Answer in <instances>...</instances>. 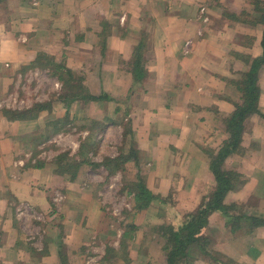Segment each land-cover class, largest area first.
Wrapping results in <instances>:
<instances>
[{"label":"crops","instance_id":"0c3cea01","mask_svg":"<svg viewBox=\"0 0 264 264\" xmlns=\"http://www.w3.org/2000/svg\"><path fill=\"white\" fill-rule=\"evenodd\" d=\"M242 12L255 14L253 0L0 1V264H166L160 237L147 227L134 235L107 224L87 187L92 178L77 177L82 168L105 169L102 155L126 157L135 148L125 183L137 182L141 171L154 195L178 202L171 213L180 220L193 213L214 185L208 152L229 141L227 121L244 102L238 82L263 54L264 26L228 17ZM40 56L81 76L97 101H61L63 82L36 66ZM30 75L34 99L10 100L20 81L27 90ZM258 88L259 112L244 122L241 150L225 163L247 182L225 204H242L248 217L264 218V66ZM37 103L47 106L38 119L6 115ZM66 117V130L52 132ZM79 123L84 129L76 134ZM77 135L83 141L69 149L84 161L78 176L57 174L61 150L46 156L43 137ZM95 135L105 137L97 148L81 147ZM103 144H111L107 155ZM93 228L99 230L92 236ZM128 236L129 258L90 257L97 253L93 243L120 253ZM204 236L211 251L238 264H264V227L232 233L228 218L216 212Z\"/></svg>","mask_w":264,"mask_h":264},{"label":"trees","instance_id":"16d2710c","mask_svg":"<svg viewBox=\"0 0 264 264\" xmlns=\"http://www.w3.org/2000/svg\"><path fill=\"white\" fill-rule=\"evenodd\" d=\"M253 5L254 15H250L247 12H242L239 15L228 13V17L237 23L252 27L264 26V0H253ZM261 44L263 49L262 56L252 61L250 71L238 82V89L243 95L244 102L236 106L234 115L227 121L230 139L218 153L208 152L210 168L214 175L212 191L203 198L193 213L183 216L180 224L163 223L151 229L153 234L164 241L162 250L166 256V264H195L200 258L208 261L209 264H238L220 252L211 251L210 240L204 236V230L208 227L209 218L216 212H220L224 217L228 218V227L232 233L241 231V233L249 235L257 228L264 227V218L260 216L248 217L243 213L245 208L242 204H225L227 195L230 192L240 190L247 182L242 174L235 170L227 169L225 163L230 156L239 153L241 150L244 122L259 112L260 90L258 88V76L260 69L264 66V34ZM36 66L43 69H51L53 75L63 82L65 92L61 95L60 100L66 102V104L70 105V103L78 99L88 102L97 101L98 98L96 99L87 93L82 84L83 79L77 78V75L67 70L63 63L55 62L53 58L48 56H40L37 58ZM66 77H68V80ZM45 109H47L46 105L35 104L31 109L23 111L6 110V115L11 120H34L38 119L40 113ZM61 130H63L61 123L54 125V133H58ZM137 154L135 148H132L129 156L125 157L121 154L116 159H107L104 162V167L111 174H115L124 164L130 161V156L136 157ZM54 162L57 167V174H70L76 178L84 161L82 163L75 162L68 153H62L55 158ZM126 191L128 196H132L134 208L138 212L149 209L160 200L163 204H167V201L170 202V199H166V201L153 195L147 188L146 177L141 173L138 175L137 182L126 184L122 193ZM131 228L135 229V227ZM124 245L122 247V255L121 252L117 253L111 247L107 248L108 255H112V257L125 256L126 246Z\"/></svg>","mask_w":264,"mask_h":264},{"label":"rangeland","instance_id":"374dc122","mask_svg":"<svg viewBox=\"0 0 264 264\" xmlns=\"http://www.w3.org/2000/svg\"><path fill=\"white\" fill-rule=\"evenodd\" d=\"M46 70H47V72H49V75L51 77L58 79L57 76L52 75L53 71L51 69H46ZM33 76L34 75H30V77L28 78V81H26V84L24 87H27V90H25L24 88L22 89L23 86H21V85H22L23 81H22V83H21V81L19 83H17L15 90H14V96L9 97V99L12 100L14 98L17 101V100H21L22 98H25V99H27V101H26L27 104H30L29 101H32V99H34L33 96H35L34 90H35L36 84L34 81L35 76L34 77ZM37 78H39V76H37ZM77 78L82 79L81 76H79ZM66 79L68 80V77H66ZM82 84H83V82H82ZM64 92H65V87L63 86L61 93L64 94ZM59 98H60V96H59ZM37 104H43V103H37ZM34 105L35 104H33L30 108H27V109H31ZM42 112L40 113V115L42 114ZM40 115H39V117H40ZM59 123H61L63 125V132H64L66 130L65 125L67 124V117L65 118V120L55 122L54 125L59 124ZM54 125H51V126L54 127ZM82 125H83V123L76 124V127H75V133L76 134L80 133L81 130L84 129V127H82ZM99 129H100V126H97V122H95V125L92 126L91 131L97 135L99 132ZM52 132H54V131H52ZM96 135L93 136L90 139V141H87V139H88L87 138L86 144L84 143L85 141L82 142L81 147L82 148H97L98 143L101 142L102 140H104L105 137L100 136L98 138ZM43 139L44 140L41 141L42 144H40L39 147L41 146L40 147L41 150H42V148H43V150H45L46 156L47 155L48 156L54 155L55 150H61V152H59L58 155H60L62 153L63 154L68 153L70 155L71 151L69 148H75L76 145H78V142L83 141V137L80 135L72 137L70 141H68V139L65 136H58V137L57 136H51V137H47V138L43 137ZM109 145H111V144H106V145L103 144V148H107L106 155L110 153L108 151ZM95 150H97V149H95ZM120 155L121 154H119L113 158H112V156L108 157V156L102 155L103 158L99 159L100 164H102L104 166V162L107 159H111V160L116 159ZM74 157H75V162L78 161L76 154L73 157L70 156V158H74ZM80 159L82 161L81 157H80ZM94 164H98V163H94ZM126 164H124L123 167L120 168V170L118 171V172L122 171L121 172L122 173L121 178H120V176L119 177L115 176L118 174V172L115 174H111L109 172V170L106 169V167H105V169H100L99 166H95L94 168H82L80 176L77 177L78 181L82 180L81 177H83V175L88 172V176L90 178H92L91 180L93 181V183L88 184L87 187H89V185H90V188H89L90 192L92 193V195H94V196L96 195L94 197L95 201L99 206V209H100L99 211H101L103 213V215L106 217L107 224H111L112 226L117 227V229L120 227L122 231H124L125 229L128 230V232L132 231L134 235L137 234V232L140 230V229H138V227L139 228L147 227V228H150V230H151V228H153L154 226H160L163 223L180 224L182 222V219L180 220L178 215L174 214L175 212L171 213L169 210V209L176 210V213H177L179 210V207L177 205L178 202H174V201L169 202L165 199L167 201V204H163L162 201L160 200L159 202H156L154 205H152V207H150L149 209H147L143 212H138L134 208V201H133L132 196H128L127 191L125 193H122L126 184H128V182L125 183V181H126L125 177L127 176V174H124L126 171V167H125ZM140 173H141V171H140ZM133 183H135V182H133ZM79 186L81 187V189L84 187L82 185H79ZM76 189H78L77 186H76ZM157 196L161 197L160 195H157ZM170 216H172V217H170ZM174 217H176L175 220H174ZM181 217H183V216H181ZM132 226L135 227V230H133L131 228ZM98 230L99 229H97V228H93V234H91V235L93 236L94 234H96L98 232ZM142 234H143V231L142 230L139 231V235H142ZM128 237L124 238V240L119 243V245L121 244V246H123L122 242H124V244H125L124 246H126L125 247V256H123L126 258H129V256H130L128 253V251L131 250L130 245H129V241H132L131 237H129V238ZM92 245L93 246H92L91 252H94L95 250H93V249H96L97 253H91L93 256H90V257H95L96 255H100V254L104 255V253H106V257H108V258L112 257V255L111 256L108 255L109 253L107 252V249L105 250L104 245L98 244V243L97 244L93 243ZM163 245H164V241H163ZM137 246H139V245H135L136 249H140V247L137 248ZM112 253H114V252H112ZM122 254H123V252L121 251V255Z\"/></svg>","mask_w":264,"mask_h":264},{"label":"built area","instance_id":"2783aa9c","mask_svg":"<svg viewBox=\"0 0 264 264\" xmlns=\"http://www.w3.org/2000/svg\"><path fill=\"white\" fill-rule=\"evenodd\" d=\"M200 14H201V18H202L203 22L204 23H207L209 21V17L207 15L206 9L205 8H202L200 10ZM187 45H189V43Z\"/></svg>","mask_w":264,"mask_h":264}]
</instances>
